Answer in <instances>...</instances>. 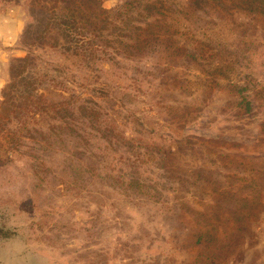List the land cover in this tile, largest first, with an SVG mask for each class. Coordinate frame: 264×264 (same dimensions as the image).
Returning a JSON list of instances; mask_svg holds the SVG:
<instances>
[{
	"label": "rangeland",
	"instance_id": "rangeland-1",
	"mask_svg": "<svg viewBox=\"0 0 264 264\" xmlns=\"http://www.w3.org/2000/svg\"><path fill=\"white\" fill-rule=\"evenodd\" d=\"M9 264H264V0H0Z\"/></svg>",
	"mask_w": 264,
	"mask_h": 264
},
{
	"label": "crops",
	"instance_id": "crops-1",
	"mask_svg": "<svg viewBox=\"0 0 264 264\" xmlns=\"http://www.w3.org/2000/svg\"><path fill=\"white\" fill-rule=\"evenodd\" d=\"M21 19L16 11L0 13V90L5 73L9 53L17 43L22 32ZM16 261L14 256H7V245L0 244V264H9V260Z\"/></svg>",
	"mask_w": 264,
	"mask_h": 264
}]
</instances>
